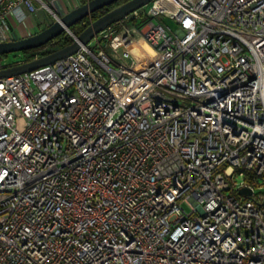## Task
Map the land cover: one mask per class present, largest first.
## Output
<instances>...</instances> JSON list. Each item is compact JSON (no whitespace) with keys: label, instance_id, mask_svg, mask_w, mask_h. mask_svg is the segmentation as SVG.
Listing matches in <instances>:
<instances>
[{"label":"built area","instance_id":"built-area-1","mask_svg":"<svg viewBox=\"0 0 264 264\" xmlns=\"http://www.w3.org/2000/svg\"><path fill=\"white\" fill-rule=\"evenodd\" d=\"M0 264H264V0H151L0 77Z\"/></svg>","mask_w":264,"mask_h":264},{"label":"water","instance_id":"water-1","mask_svg":"<svg viewBox=\"0 0 264 264\" xmlns=\"http://www.w3.org/2000/svg\"><path fill=\"white\" fill-rule=\"evenodd\" d=\"M115 1L117 0L84 1L83 3L69 9L65 13L58 15L53 20V22L47 24L44 28L33 34H29L20 38L1 41L0 54L40 47L50 40H53L62 32L70 31L71 25H73L81 18ZM149 1L151 0H126L116 5L115 7L111 8L110 10L104 12L103 14L92 20L79 34L73 37V40L70 43L46 54H43L36 59L27 60L21 64L0 68V77L9 74L27 72L75 52L81 44L87 43L96 32L104 29L118 19L126 16L131 11L144 6ZM238 191L240 193H250V189L244 186L239 188Z\"/></svg>","mask_w":264,"mask_h":264},{"label":"crops","instance_id":"crops-1","mask_svg":"<svg viewBox=\"0 0 264 264\" xmlns=\"http://www.w3.org/2000/svg\"><path fill=\"white\" fill-rule=\"evenodd\" d=\"M57 15H61L69 9L83 3V0H43ZM37 9L33 12L27 11L24 7L9 11L6 14V27L8 29V39L20 38L33 34L53 22L54 15L46 8H41V4L36 2Z\"/></svg>","mask_w":264,"mask_h":264},{"label":"trees","instance_id":"trees-1","mask_svg":"<svg viewBox=\"0 0 264 264\" xmlns=\"http://www.w3.org/2000/svg\"><path fill=\"white\" fill-rule=\"evenodd\" d=\"M124 1H126V0H117V1L111 3L107 6H103L102 8L91 12L90 14L86 15L85 17L81 18L80 20L75 22L73 25H71V27H70L71 31L75 35L79 34L92 20H94L95 18H97L98 16L103 14L104 12L110 10L111 8L115 7L116 5H118ZM72 40H73V36L64 31L60 35L56 36L53 39V43H58L59 44L58 48H59L61 46H64V45L70 43ZM34 50H35V48L22 50L23 59L24 60L30 59L34 53ZM53 50H55V49H53V48L46 49L42 52V54H46V53L53 51Z\"/></svg>","mask_w":264,"mask_h":264},{"label":"rangeland","instance_id":"rangeland-1","mask_svg":"<svg viewBox=\"0 0 264 264\" xmlns=\"http://www.w3.org/2000/svg\"><path fill=\"white\" fill-rule=\"evenodd\" d=\"M156 19L161 20L163 23L169 25V27L173 30L177 27L176 22L169 17H163V18L156 17ZM58 45H59L58 43H50L46 45V48L47 49H51V48L57 49ZM18 58H23L22 51L17 50V51L8 52L6 54H0V64L13 62L17 60ZM234 179H236L237 181H241L243 179V176L239 174H235ZM183 207L185 209H188L186 204H183Z\"/></svg>","mask_w":264,"mask_h":264},{"label":"bare ground","instance_id":"bare-ground-1","mask_svg":"<svg viewBox=\"0 0 264 264\" xmlns=\"http://www.w3.org/2000/svg\"><path fill=\"white\" fill-rule=\"evenodd\" d=\"M131 48L133 49V47H132V46H130V49H131Z\"/></svg>","mask_w":264,"mask_h":264}]
</instances>
